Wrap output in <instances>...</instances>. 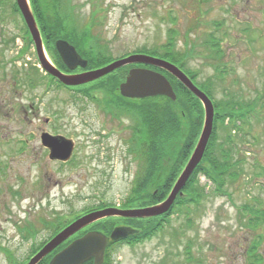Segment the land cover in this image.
Listing matches in <instances>:
<instances>
[{
    "label": "rangeland",
    "instance_id": "374dc122",
    "mask_svg": "<svg viewBox=\"0 0 264 264\" xmlns=\"http://www.w3.org/2000/svg\"><path fill=\"white\" fill-rule=\"evenodd\" d=\"M198 1H70L79 29L88 25L91 34L107 45L113 60L137 47L164 41L169 27L179 31L181 42L212 31V21L220 20V33H227L222 46L228 71L213 87V102L228 97L235 102L239 97L253 106L242 122L236 120L234 131H229L232 141L225 143L243 162L236 180L217 193L212 182L200 176L207 193L195 212L172 213L169 224L154 237L121 244L110 264H246L244 253L253 236L264 237V222L255 229L243 224L252 217L244 204L264 209V0H208L199 4L200 13ZM6 12L0 22V264H24L52 237L59 222L66 226L100 203L118 208L130 191L137 158L130 151L132 120L99 106L107 98L104 91L91 90L97 102L45 79L33 88L18 83L19 75L13 76L16 70L37 66L41 76L44 72L8 4ZM244 26L250 31L242 33ZM3 31L5 39L16 35L7 49H2ZM250 37L255 41L250 42ZM22 48L24 56L16 59ZM46 56L52 62L47 52ZM189 66L196 69L198 81L214 73L202 57ZM217 124L221 141L225 133L220 120ZM229 124L226 117L223 128ZM43 131L73 141L69 161L48 158L40 141ZM26 225H31L28 231ZM259 252L264 264V239Z\"/></svg>",
    "mask_w": 264,
    "mask_h": 264
},
{
    "label": "trees",
    "instance_id": "16d2710c",
    "mask_svg": "<svg viewBox=\"0 0 264 264\" xmlns=\"http://www.w3.org/2000/svg\"><path fill=\"white\" fill-rule=\"evenodd\" d=\"M70 1L29 0L45 49L52 63L60 70L69 71L55 48V40L59 38L65 39L74 45L77 52L87 59V69L97 68L112 61L113 57L109 53L107 45L101 43L99 38L91 34V29L88 25H84L83 28L79 29ZM202 2H208V0H199L197 2L199 13L202 10L199 4ZM6 4H8L10 13L13 16H18L20 19L22 34H25L27 42L33 46L31 36L15 0H0V22H4L7 13H9H5ZM204 11L206 12V10ZM202 17L203 15H199L198 18ZM211 24L213 26L212 31H202L200 34L194 36L196 38H185L181 42L177 41L179 31L175 27H169L164 41L153 44L150 47L144 45L137 47L120 57L132 52H140L173 62L212 99L213 87L220 83L223 74L227 73L228 67L223 61L225 53L222 42L224 37L227 36L225 31L220 33L223 22L217 20L212 21ZM196 28L197 26H194V30ZM218 31L219 33H217ZM15 36L12 34L5 39L3 31L1 41L4 48L2 49H7L10 47V44H14ZM196 39L200 41L196 42ZM24 52L25 48H22L20 52H17L18 54L15 58L22 59L25 54ZM196 57L206 59L214 68V73L206 76L201 81L196 79V69L189 66ZM131 65L133 64L119 67L99 79L74 88L82 96L97 100V102L99 100L91 94V90L100 89L104 91L107 98L100 100L102 102L99 106L103 108V105H106L104 106L105 109H109L114 115L122 114L132 120V123L129 124L130 151L133 150L136 155L137 170L130 191L120 202L122 208L144 207L158 203L166 197L184 161L190 155L203 120V110L199 99L174 76L155 66L145 65L165 74L176 94L175 100H171L164 95L142 99L122 97L118 92V84L124 79ZM78 69L80 70L81 68ZM16 73L19 75L18 83L27 85L30 88H33L45 79L47 84L54 83L57 87L69 89V87L64 86L49 74L44 73V76H41V72L37 66H28L23 71L16 70L13 72V76ZM224 94L229 96L228 93ZM212 101L214 100L212 99ZM213 104V127L203 157L187 179L182 188V194L176 197L167 212L159 216L146 218L106 217L91 224L90 228L105 234H109L117 222L127 223L136 230L133 234L128 235L120 241L110 240L105 250L103 264L111 263L113 251L121 244L134 245L157 235L158 232L162 231L169 224V215L172 213L195 212L207 193L205 187L200 185V176L209 179L214 186L213 190L217 193L225 192L224 187L226 184H231L236 180L242 170L243 162L233 156L232 150L225 143L228 140L232 141L229 131H232L236 127V120L242 122L241 118L247 116L253 106L239 97L235 99V102L232 98L229 100L228 97L220 102H213ZM218 110L223 114H219ZM226 117H230L231 124L223 128V121ZM219 120L222 125L221 129H224L225 133L221 141L217 136V122ZM103 205L100 203L94 209L114 204ZM94 209L89 208L84 213ZM244 210L247 213H251L249 215L252 216L248 219L249 221L243 223L245 226L255 229L264 222V209L244 204ZM64 225H61V222H59V225L53 229L51 234H55ZM25 227L26 231H28L31 225H26ZM25 227L23 228L24 231ZM84 231L82 230L79 234ZM254 236L244 253V257L247 260L246 264H261L263 261V256L259 250L264 237L259 233H256ZM46 262L47 259L42 264H46ZM85 264H92V262L89 261Z\"/></svg>",
    "mask_w": 264,
    "mask_h": 264
},
{
    "label": "water",
    "instance_id": "95a60500",
    "mask_svg": "<svg viewBox=\"0 0 264 264\" xmlns=\"http://www.w3.org/2000/svg\"><path fill=\"white\" fill-rule=\"evenodd\" d=\"M15 2L31 36L40 67L45 73L53 76L62 84L66 86L82 85L99 79L115 69L128 64L150 65L167 71L181 82L199 99L204 112L202 128L187 163L175 180L168 195L162 201L139 208L120 209L115 207H105L87 212L77 217L56 233L26 263L37 264L62 242L95 221L112 216L146 218L158 216L167 212L176 196L182 194V188L187 179L203 157L206 144L212 132L214 105L209 96L195 85L191 78L176 64L161 57L146 53H131L103 66L86 69L88 63L87 59L82 58L71 43L65 39L59 38L55 40V48L64 65L70 71L75 70L77 67L83 69L76 73L62 72L53 65L46 56L41 34L30 8L29 0H15ZM118 91L122 97L131 99H142L157 95H164L171 100L176 99L171 83L162 72L139 66L131 67L128 70L124 80L118 85ZM40 140L42 145L49 151V159L67 161L70 158L73 151V141L71 139H67L61 135H51L48 132H42L40 134ZM135 231V229L127 226L114 227L108 236L95 230L87 231L56 252L51 257L48 264H84L91 259L94 264H101L103 261L104 250L109 239L117 241L133 234Z\"/></svg>",
    "mask_w": 264,
    "mask_h": 264
},
{
    "label": "flooded vegetation",
    "instance_id": "af4514ba",
    "mask_svg": "<svg viewBox=\"0 0 264 264\" xmlns=\"http://www.w3.org/2000/svg\"><path fill=\"white\" fill-rule=\"evenodd\" d=\"M244 30H248L247 29V27H241V31H242V33L244 32ZM248 31H250V29L248 30ZM248 39H246V41H247ZM250 42L253 40V41H255V37H250ZM63 71V70H62ZM80 71V70H79ZM79 71H77V70H74V71H70L71 73H74V72H79ZM63 72H66V73H69L68 71H63ZM260 105V102H257L256 103V105ZM257 105V106H258ZM122 115V114H121ZM124 116V115H123ZM127 117V116H126ZM232 131H234V129L232 130ZM256 138H255V136H254V140H255ZM119 206H118V208H122L121 206H120V203L118 204ZM129 226V224H127V223H124V222H117L116 223V225L115 226ZM87 230H94L93 228H90V227H88L87 228ZM81 234H78V235H74V236H72L67 242H64V244L62 245V246H58V247H56L55 249H53V251H51L50 253H48L42 260H40V262H38L37 264H42L43 263V261L44 260H46V259H48L47 260V262H46V264L48 263V261H49V259L51 258V256L55 253V252H57L58 250H60L61 248H63L69 241H71V240H73V239H75V238H77V237H79ZM50 238H48V239H46L35 251H34V253H36L42 246H43V244H45L48 240H49ZM33 253V254H34ZM32 254V255H33ZM30 257V256H29ZM29 259V258H28ZM89 261H91L92 262V264H93V260L91 259V260H89ZM88 261V262H89Z\"/></svg>",
    "mask_w": 264,
    "mask_h": 264
},
{
    "label": "bare ground",
    "instance_id": "6f19581e",
    "mask_svg": "<svg viewBox=\"0 0 264 264\" xmlns=\"http://www.w3.org/2000/svg\"><path fill=\"white\" fill-rule=\"evenodd\" d=\"M212 103H213V101H212ZM202 105V104H201ZM203 116H204V113H203ZM213 118H214V116H213ZM209 138H210V136H209ZM204 154V153H203ZM200 163V162H199Z\"/></svg>",
    "mask_w": 264,
    "mask_h": 264
}]
</instances>
